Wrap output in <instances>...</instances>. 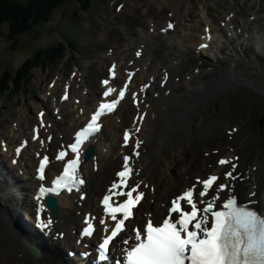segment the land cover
Returning a JSON list of instances; mask_svg holds the SVG:
<instances>
[{"label":"rangeland","instance_id":"obj_1","mask_svg":"<svg viewBox=\"0 0 264 264\" xmlns=\"http://www.w3.org/2000/svg\"><path fill=\"white\" fill-rule=\"evenodd\" d=\"M13 1L26 3L28 0ZM261 1L264 6V0ZM119 2H124V5L120 10H116V4ZM258 2V0H247V2L244 0H184L178 14L161 0H87L85 8L81 10L78 8L80 2L74 0L67 1L66 6L50 15V20L45 25L36 26L26 36L21 35L17 41L6 34L2 35L4 30H0V75L6 69L17 75L14 72L17 68L20 69L19 66L25 58L30 57L38 47L55 43L56 37L59 41L67 37L73 39L80 37L78 42L72 44L67 42V51L63 58L47 68L34 69L32 77L24 84L22 81L20 85H17L18 87L14 88L12 79H9L5 92L0 93V138L7 139L8 130L12 122L16 121L18 114L23 113L22 120L27 121L33 119V114L41 105L47 107V102L51 101V98L45 101V92L49 90L47 84L50 78L57 76L58 80H61L62 75L65 78L70 70L78 68L81 72L84 71V74L79 76L76 74L74 77L80 78V80L77 78L79 87L84 86L85 80L89 92V87H94V83L96 85L98 78L105 73L107 62L100 57L105 55L107 48L118 49L121 53L129 39L138 36V28H143L151 34L150 29L156 30L164 24L166 18H172L178 21L176 37L180 38L184 53L196 56L192 60H185L181 65L176 54H173L174 50L169 56L165 55L163 48H159L155 54L152 51L151 54L155 57L148 58L147 65L150 64V66L144 69V76L141 79L137 78L136 83L146 80L151 72L158 70L161 66L165 67L169 64L176 66L177 63L179 71L172 72L173 75L175 74L174 80L182 79L183 75L188 80L190 72L196 73L197 66L204 62V54L212 59L205 64V69L208 71L215 67V71L205 73L202 82L208 85L209 81V85H216L217 88L215 87L212 93L209 92L205 99H202V94H199L197 90L200 101L194 123L197 138L191 141L184 140L182 148V151L186 150L182 154L184 163L194 160L197 156L203 159L194 161V166H199L205 161L214 163L217 155L210 156L208 154L210 152L207 151L216 149L219 150L218 155H220L222 154L220 147L224 146L227 147L226 151L230 150L228 142H232L236 147L235 150L243 151L242 165L251 164L255 154L258 159L264 161V136L260 135L257 128L259 116L264 109V53L258 50L255 40L244 38L248 34L245 31L255 30L258 27L264 28V8ZM170 11H172L171 16L168 14ZM230 12L233 13V25L238 26L241 32L233 40L229 38L224 40L217 28L220 27L221 22H225V17ZM181 15L184 17L181 18ZM249 16H255V19L252 20ZM206 22H209L213 30H216V37L208 50L200 52L201 55L194 52V49L200 40L203 24ZM221 47L222 50L219 52ZM220 58L226 62L222 64ZM153 67L157 68L153 70ZM230 68L237 70L240 76L232 75L234 73L230 71ZM101 69H103L102 72H100ZM219 72L227 75L230 78L229 82L226 78L218 79L216 75L218 76ZM217 80L220 81L219 84ZM196 86L203 87L200 82ZM75 89H77L76 85ZM58 91L59 88L55 93L58 94ZM174 94L172 99L176 98L178 93ZM219 94L222 97L218 98ZM47 108L50 112L51 108ZM64 119L66 122L69 121L68 117H62L60 123L63 124ZM151 121V117L149 120L145 118L141 133H145V128L151 125ZM23 125L22 133L29 132L27 124ZM232 125H239L240 132L233 141L229 139L225 131V128H230ZM4 161L7 162V158H4ZM22 170L24 171L23 168L19 171L22 172ZM8 171L11 174L17 173L16 167L8 168ZM24 175L23 173L22 176ZM176 189L180 190V187ZM3 192L10 194L9 189ZM23 192L25 191L18 192L21 201L26 199ZM170 195L172 193H168L167 198ZM142 209L143 207H140V210ZM62 255L64 256V251Z\"/></svg>","mask_w":264,"mask_h":264},{"label":"bare ground","instance_id":"obj_2","mask_svg":"<svg viewBox=\"0 0 264 264\" xmlns=\"http://www.w3.org/2000/svg\"><path fill=\"white\" fill-rule=\"evenodd\" d=\"M161 1L168 4L173 11L179 14V8L184 0ZM138 4L140 5L141 3ZM183 17L184 16L181 15V18ZM231 23V21L227 23V27L222 32L226 33L228 30H230L228 27ZM176 25L177 23L170 32L166 31L164 34H162L163 32L161 34L157 32L155 35L157 37L156 39H154L153 35L155 33H145L143 32L145 31L143 28H138L137 39L135 37L129 43H127L121 53L118 52V49H115L111 55L103 56V60L108 62L111 60H117V74L121 78H123L125 75V69L132 70L134 68L136 73L132 77L131 85H135L134 82H136L137 78L141 79L144 76L145 71L143 70V66L147 64V60L150 58L151 52L153 51V54H155L159 48L164 49L163 51L166 56L171 55L173 50L182 51L180 54L178 52L176 53V55L180 57L178 62L182 65L184 64L185 60H192L195 55L190 56L188 53H184L183 49H181L182 44L180 43V38H175ZM247 32L254 38L260 36L262 37L260 40H263L264 38V28ZM140 43H143V53L139 57H136L134 53L135 51H140ZM199 43L200 41L198 40L196 45ZM115 44L117 45V42H115ZM257 44L258 47H264V41H260V43L258 42ZM203 51L205 50H201L200 52ZM200 54L202 55V53ZM203 57L205 58V62L203 64L212 61V59L206 56V54H204ZM100 58H102V56ZM225 62L226 60L221 59L222 64ZM120 64L125 65L123 67L124 69L118 67ZM149 66L150 64L147 65V68H149ZM197 67L198 71L196 73L191 71L188 80H186L183 75L182 79L174 81V75L172 72L177 70L179 71L178 63L174 67L172 65L165 67L161 66V68L158 70L151 72V74L153 73L152 84H154V87L158 88L157 91H160V93L157 96L153 94L152 96L149 95L145 97V101L142 103L144 104L142 110L148 111L151 114V117H153V121L151 122V125L149 124L150 126H148L147 129L145 128V133H139L143 140L142 144L143 147H145V150L142 155H139L142 156V159L135 161V170L133 176V183H136L139 180L142 181L139 188L145 196L147 195V199L143 198V200L140 201L136 206L137 214L135 218L133 217V220H130L132 221V225L137 222L143 223V221L146 219V216L144 217L143 213L140 211L138 212L140 207H143L142 212H145L146 214L151 213L152 218L158 222L162 217L161 215L165 214L166 212L165 203L171 197L170 195L167 198L168 193H172L173 197L178 198L177 194L194 185V177H204L203 175L205 173L208 174L212 171L220 172L222 169L225 170L228 168V165L222 168L216 166L217 164L213 162L206 161L205 163L201 162L199 166H194V161H202L203 158L201 159L199 156L194 158L192 161H188L186 164L182 158V154L186 151H182L184 140L191 141L197 138V134L195 132L196 129L194 126L195 115L200 104L197 94H202V99H205V97L208 96V93H212L213 89L215 90L216 87V85H209V81L208 85L202 82L205 73H211V71H215V69L212 68L211 70L206 71L204 65L202 64L198 65ZM155 68L157 67H153V70ZM230 71L234 73L232 75L238 77L240 76L239 73H237V70L230 68ZM100 72H102V69ZM82 74H84V71L81 72V75ZM162 75L166 77L168 76V79L166 80V83L163 87H161L159 84ZM216 77H218V79L226 78L228 82L230 79L227 75H224L221 72H219L218 76L216 75ZM199 82L203 86L202 88L196 86V84ZM217 82L218 84L220 83L219 80H217ZM137 84L138 83H136V85ZM56 88H59V82L57 86L51 91L53 92V95L56 91ZM98 88L99 86L97 84V89L90 87V91L86 94H84L83 90L78 92L77 97L80 99L77 108L81 107L84 110H87L89 104H85H91L93 100L96 99ZM165 90H169V95L164 94ZM71 93L74 94V91L71 90ZM174 93L178 94L175 96L176 98L172 99V97L175 95ZM220 96V94L217 95L218 98ZM72 97L73 96L69 97L66 102L59 106L58 112L62 114V117H68L69 121L66 122L64 119V123L62 124L60 121L54 120L52 114L48 116V119L52 121L53 124L52 128L47 129V133L53 132L54 136L51 144L44 145L48 146L49 150L58 146L60 141L63 142L65 140H69L73 130L81 124V121L84 118L83 115L79 114H77L75 117L77 109H74L75 105L74 102H72ZM156 97H158L157 99L159 100H155ZM213 101L215 100L213 99ZM139 107L140 104L135 107L132 104H129L128 101H122L115 113H111L101 118L102 128L99 134L91 137L86 142V144L97 145L92 159L90 158L87 161H82L80 165L82 168L81 171L86 179L82 188V192H85V194H83L84 197L82 200L79 198V201H74L75 198L79 197L80 193L78 192H72L68 195L62 194L58 197L59 207L56 215V223L50 232L51 241L43 238L39 233H36L30 225L27 226L24 222L29 217L27 212L34 209V202L32 199V194L35 188V182L33 180V168L35 167L34 151L37 150L38 146L30 143L29 146L22 150V154L17 164L12 165L10 162V156L12 157L11 151H13V147L21 139V137L24 136V132L22 133L24 126L23 124H27L28 129L31 131L32 124L36 122V112L33 114V119H28L27 121L22 120L23 113L18 114L15 119L17 121L16 126L9 128L7 140H4L6 141L7 150L5 152L2 151L0 145V177L2 175H6L8 177L6 182L8 184L0 181V264H70V262L73 261V259H70L66 256V252L68 250L82 249L81 246L78 248L75 246L73 242L74 235L72 233V229L76 228V225H78V227L81 225V218H79L78 211H80L81 214L84 212H89L90 214H96L98 217H100L101 211L97 205V199L102 193L105 194L106 192L111 191H105V189L111 185V179L114 178L115 171L121 164L120 154L123 150L130 151L131 148V144L126 149H121L119 147L118 142L120 141L121 137L119 136L120 131H122L124 127L133 126L131 120L134 113L139 110ZM116 117L120 118L117 120ZM237 127H239V125ZM59 134H61V137H59ZM117 136L119 138H117ZM233 136L236 137V133H233ZM228 144L233 146L232 142H228ZM30 146L33 148V152L28 151ZM44 148L46 147H42L40 152H44ZM140 148L142 149V146ZM220 150L223 152L225 147H220ZM207 152H210V150ZM232 152L236 153L235 155L239 154V152ZM232 152L228 150L225 151L224 154L231 155ZM209 155L211 156V154ZM4 158H8V162H5ZM94 164L97 165V169L95 171H93ZM251 165L256 166V168L249 167L248 170V166L245 165L240 167L238 164L236 171L239 170L242 172L240 176H246V174H249V177L242 181L239 180V176L234 178L233 181L230 179L232 184H229V188L232 189L231 194L238 193L240 196H242L241 201L258 199V205L261 204V209L263 210L264 161L258 158H253ZM59 166L60 164L58 163L50 164L48 171L53 168L59 169ZM15 167L16 170L23 168L24 171L22 173L25 175H19V172L18 174L15 173L11 175L8 171V168L11 169ZM137 167L140 169L138 173L136 172ZM147 184L149 189L150 187H154L153 193H149V189H147L146 193L143 192ZM195 186L197 187L198 185L195 184ZM178 187H180V190L176 189ZM5 189H9L10 194L3 192ZM17 189H22L25 191V202L21 203L20 196L15 194ZM252 190H256V196L248 197L247 195ZM150 198H152L154 201L151 202L152 199ZM20 203L24 205V217H22L18 211V206H20ZM197 205L200 206L199 203H197ZM102 216L105 217L103 214ZM55 232H57V234ZM59 232H64L62 239H59ZM124 236L127 238L128 233H126ZM22 237L27 239L33 250H40V255L38 257H34L23 247L21 243ZM93 239L94 236L92 240ZM61 245L65 250L64 256H62V251L60 250Z\"/></svg>","mask_w":264,"mask_h":264},{"label":"snow or ice","instance_id":"obj_3","mask_svg":"<svg viewBox=\"0 0 264 264\" xmlns=\"http://www.w3.org/2000/svg\"><path fill=\"white\" fill-rule=\"evenodd\" d=\"M168 27H172L171 24ZM139 55V53H137ZM111 69L109 72L111 73ZM107 85L108 81H102ZM112 89H108L103 93L108 96ZM124 88L120 89L119 95L115 100L109 103H101L96 111L92 114L87 125L76 133V141L70 145L71 150L79 155V149L84 140L91 133L99 130L100 125L97 122L98 117L104 111H112L118 101L123 97ZM35 138V137H34ZM129 141V133L124 132V143ZM137 141V146L139 145ZM134 154L135 149L133 150ZM19 152V149H17ZM64 153L60 152L57 159H63ZM124 165L121 171L116 175L120 177V183L123 184L131 173L128 166L129 157L125 156ZM47 157L41 160L37 174L43 179V172ZM78 159L68 160L64 165V171L52 181L50 188L41 185L37 199L44 193H57L61 188L71 190L72 187L83 184L84 181L76 174V166ZM219 163H227L225 160ZM235 167V165H232ZM231 173H226L230 176ZM216 177L210 176L202 182L203 188L207 190ZM117 185L114 183L113 188ZM225 186L220 185L223 189ZM135 189L128 193L129 198L120 205L119 208L111 209L112 213L120 212L126 219L131 214V209L138 202L142 193H136L133 198L132 193ZM192 192L187 190L182 197L192 206L190 212H182L177 201L172 202V207L168 209L169 213H179L180 218L172 221L165 218L162 223L154 226L151 221L144 225L142 231H136L134 240L130 247H126L123 251V260L120 264H264V215H260L256 210L246 205H238L237 200L233 196H229L223 202L221 210H214L212 203L209 202L203 209L205 215H197V207L191 199ZM204 195V192H201ZM109 196L105 195L101 203L104 205L106 213L109 212ZM252 203V202H250ZM37 218H39L40 208L37 207ZM207 213L211 215L208 216ZM116 220V217H112ZM101 224L104 220L101 219ZM123 220H116L115 227L111 229V235L107 236L102 243L99 244L101 261L105 259L104 252L113 237L122 229ZM191 225V229L189 228ZM210 225V226H209ZM92 225L89 224L84 229L85 234H90ZM125 245L128 240L123 241Z\"/></svg>","mask_w":264,"mask_h":264},{"label":"trees","instance_id":"obj_4","mask_svg":"<svg viewBox=\"0 0 264 264\" xmlns=\"http://www.w3.org/2000/svg\"><path fill=\"white\" fill-rule=\"evenodd\" d=\"M69 1L71 2L74 0ZM78 1L80 2L78 7L81 8V6H85L84 3L87 0ZM63 2L64 0H28L26 3H21L11 0H0V25L2 22H7L8 34L12 38L19 37V35L27 34L32 31L34 25H41L42 21L45 22L48 16L52 14L54 7L59 6ZM39 49L40 50H38L35 55L25 60V62L28 61V63L24 62L20 69L15 70L14 73H17V75L9 72L8 69L0 75V93L5 92V89L8 87L7 83L9 79H12L15 87L22 81L29 79V77L32 76L31 71L33 69L39 66L45 67L47 63H51L57 58L63 57L66 46L58 42L56 44L40 47ZM18 70L20 72H18ZM262 117L260 126L264 127V114H262Z\"/></svg>","mask_w":264,"mask_h":264},{"label":"water","instance_id":"obj_5","mask_svg":"<svg viewBox=\"0 0 264 264\" xmlns=\"http://www.w3.org/2000/svg\"><path fill=\"white\" fill-rule=\"evenodd\" d=\"M22 243H23V245L25 246V248H26L29 252H31V254L35 255L34 251L31 249V247L29 246L28 243H26V242H22Z\"/></svg>","mask_w":264,"mask_h":264}]
</instances>
